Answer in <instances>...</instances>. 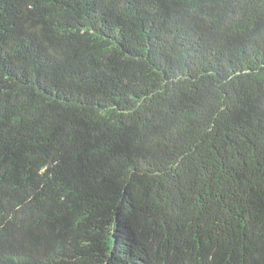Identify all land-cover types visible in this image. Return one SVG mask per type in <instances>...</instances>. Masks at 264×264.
I'll return each mask as SVG.
<instances>
[{
  "label": "trees",
  "instance_id": "16d2710c",
  "mask_svg": "<svg viewBox=\"0 0 264 264\" xmlns=\"http://www.w3.org/2000/svg\"><path fill=\"white\" fill-rule=\"evenodd\" d=\"M0 264H264V0H0Z\"/></svg>",
  "mask_w": 264,
  "mask_h": 264
}]
</instances>
